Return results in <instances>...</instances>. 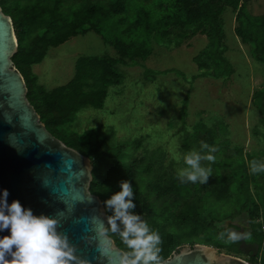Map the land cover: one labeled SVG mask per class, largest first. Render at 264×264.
<instances>
[{
    "label": "trees",
    "instance_id": "trees-1",
    "mask_svg": "<svg viewBox=\"0 0 264 264\" xmlns=\"http://www.w3.org/2000/svg\"><path fill=\"white\" fill-rule=\"evenodd\" d=\"M152 1L153 5L148 6V2ZM241 1L97 0L93 4H85L82 0H0L3 11L13 19L18 38V51L13 61L25 77L27 97L40 114L41 121L53 135L91 159L93 180L90 190L101 198L108 217L114 212L104 202L120 191L122 180L131 182L135 208L130 211L140 215L150 231L161 237L162 244L158 247L162 249L159 255L163 261L185 247V244L189 247L196 244L215 246L219 252L224 248L243 252L240 242L228 244L218 238L224 227L217 228L216 223L223 219H233L247 211L252 225L250 232L246 230L247 240L260 246L259 253L251 255L248 261L259 264L258 257L264 249V231L261 224L255 223L260 217L261 206L257 201L253 202L248 188V160L242 155L214 157L215 170L206 184L185 183L177 187L179 184L173 181L166 187V191H173L177 197L156 206L150 201V189L133 177L138 167L127 162V145L115 143V130L110 129L104 134L98 130L81 134L70 129L69 124L74 122L81 109L87 106L103 107L108 87L116 84L119 78L113 64L125 62L124 58L133 63L146 59L153 49L154 38L156 41H165L174 36L180 45L183 40L197 34L206 35L210 39L209 46L196 59L198 65L207 69L213 67L211 73L206 71L204 74L231 76L234 67L224 55L226 34L221 18L227 6L237 11V36L243 43L251 44V55L264 63L263 22L262 25H256V19L253 20L247 11V0ZM155 8L159 13H156ZM128 10L133 11L130 18ZM112 16L118 17L123 28L121 35L111 40L103 34L102 24ZM92 30L113 44L121 57L83 56L78 59L75 76L68 83L52 90L39 84L32 65L40 63L51 47H57L72 37ZM258 97L263 101L260 109L264 113V91ZM185 102L182 109L184 113L181 115L184 124L187 99ZM196 127L198 132L205 134L203 139L208 144H216L218 133L223 130L209 129L204 123H198ZM138 144L132 143L133 146ZM253 160L250 157L249 163ZM250 203L253 204L251 210L248 209ZM232 226L241 228L233 223L227 227ZM108 227L107 234L127 254L130 250L119 234L112 233Z\"/></svg>",
    "mask_w": 264,
    "mask_h": 264
},
{
    "label": "rangeland",
    "instance_id": "rangeland-1",
    "mask_svg": "<svg viewBox=\"0 0 264 264\" xmlns=\"http://www.w3.org/2000/svg\"><path fill=\"white\" fill-rule=\"evenodd\" d=\"M96 1L82 0L85 4ZM153 3L148 2L147 5L152 6ZM247 6L249 15L256 19V25L263 22L264 28V20H261L264 17V0H247ZM127 13L130 18L133 11L128 10ZM236 14L237 11L227 6L221 15L226 34L224 55L234 67L231 76L204 74L206 71L211 73L213 67L207 69L198 65L196 59L209 46L210 39L206 35L197 34L183 40L180 45L174 36L165 41L154 38L153 49L146 59L133 63L124 58L125 62L113 64L119 78L116 84L108 87L103 107L81 109L69 128L81 134L94 133V130L104 134L110 129L115 130V143L127 145L125 158L138 167L133 177L150 189V201L156 206L177 197L173 191H166L173 181L179 184L177 187L191 184L181 182L177 175L179 170L188 167L184 162L185 156L206 154L201 153L205 134L198 132L196 125L204 123L209 129H223L218 133L217 143L209 144L217 148L212 155L218 158L242 155L248 160V188L253 202L257 201L261 206L260 217L255 223L261 224L264 231V172L251 173L249 163L253 157L257 165L264 164V113L260 109L263 101L258 97L264 91V63L251 55V44L243 43L237 36L235 29L239 22ZM117 19L112 16L104 20L102 27L106 38L112 40L121 35L123 26ZM83 56L115 59L121 54L113 44L92 30L51 47L45 58L32 65V69L38 83L52 90L74 78L76 63ZM186 99L184 124L181 115ZM133 142L139 144L133 146ZM201 166L214 172L215 159L214 162L201 161ZM248 209H253V204L250 203ZM231 223L248 232L252 230L247 211L233 219L218 221L216 227H227ZM185 246L189 247L188 244ZM211 247L215 252L247 261L251 257L244 252L227 248L219 252L215 246ZM258 262L264 264V249Z\"/></svg>",
    "mask_w": 264,
    "mask_h": 264
},
{
    "label": "water",
    "instance_id": "water-1",
    "mask_svg": "<svg viewBox=\"0 0 264 264\" xmlns=\"http://www.w3.org/2000/svg\"><path fill=\"white\" fill-rule=\"evenodd\" d=\"M18 45L13 19L0 4V194L7 189L9 204L18 199L35 215L57 217L58 231L74 246L81 264H121L126 253L107 234L104 204L90 190L92 161L53 135L41 121L27 97L25 77L13 61ZM101 220L103 233L96 231ZM230 228L247 234L242 228ZM6 235L10 230L0 231V237ZM240 249L256 256L260 246L242 239ZM164 264L251 263L196 244L174 252Z\"/></svg>",
    "mask_w": 264,
    "mask_h": 264
},
{
    "label": "clouds",
    "instance_id": "clouds-1",
    "mask_svg": "<svg viewBox=\"0 0 264 264\" xmlns=\"http://www.w3.org/2000/svg\"><path fill=\"white\" fill-rule=\"evenodd\" d=\"M206 150V151H205ZM217 148L201 142V153H192L184 158L188 166L179 170L177 175L181 182L206 184L212 175L211 168L205 169L201 161L214 162ZM250 172H264V164L257 165L253 160ZM133 186L130 181L120 182V191L115 192L104 203L113 210L108 217L109 229L118 233L123 243L130 250L123 256L121 264H164L160 257L161 237L151 232L148 224L131 209L133 203ZM9 192L4 189L0 194V231L10 230V235L0 237V264H81L76 250L66 235L58 231L59 220L55 216L35 215L31 208H25L21 202L13 200L8 203ZM123 225V228H120ZM105 224L100 221L96 231L103 233ZM219 239L225 243H238L247 240L245 232L224 227ZM11 259H8V256Z\"/></svg>",
    "mask_w": 264,
    "mask_h": 264
},
{
    "label": "flooded vegetation",
    "instance_id": "flooded-vegetation-1",
    "mask_svg": "<svg viewBox=\"0 0 264 264\" xmlns=\"http://www.w3.org/2000/svg\"><path fill=\"white\" fill-rule=\"evenodd\" d=\"M247 242L252 243L253 241L247 240ZM249 255H252V252H250Z\"/></svg>",
    "mask_w": 264,
    "mask_h": 264
}]
</instances>
